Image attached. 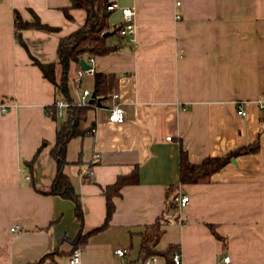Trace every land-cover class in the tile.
I'll list each match as a JSON object with an SVG mask.
<instances>
[{
  "label": "crops",
  "instance_id": "obj_1",
  "mask_svg": "<svg viewBox=\"0 0 264 264\" xmlns=\"http://www.w3.org/2000/svg\"><path fill=\"white\" fill-rule=\"evenodd\" d=\"M180 1L117 0L135 9L134 39L114 36L118 48L95 56L96 72L115 74V87L87 112L86 126L96 132L67 147L80 216L74 200L49 192L65 108L59 119L47 114L55 86L31 55L58 62L60 39L78 30L87 12L70 0H0V104L8 106L0 107V264H72L75 249L78 264H144L143 230L162 215L169 220L157 248L176 245L184 264H264V0ZM16 10L59 30L25 29L23 45ZM121 20V11H112L110 22ZM79 68L72 61L68 71L74 101L95 88V75L76 79ZM115 102L124 122L109 121ZM258 139V151L232 158L210 181L181 183V148L200 162ZM91 162L94 173L85 180L80 171ZM132 175L113 197L109 224L97 230L107 217L104 190ZM179 193L190 199L173 210L169 202ZM118 248L127 251L120 256ZM153 257L152 264H170Z\"/></svg>",
  "mask_w": 264,
  "mask_h": 264
},
{
  "label": "trees",
  "instance_id": "obj_2",
  "mask_svg": "<svg viewBox=\"0 0 264 264\" xmlns=\"http://www.w3.org/2000/svg\"><path fill=\"white\" fill-rule=\"evenodd\" d=\"M71 7L84 8L87 12L85 23L72 34L62 37L58 45V62L44 63L35 56L31 55L35 64H37L43 71L44 76L49 79L55 86L56 100L53 104L47 106V114L54 119H59V110L56 104L57 100H65L70 102V105L65 107L64 119L60 121L57 129V140L51 152L57 162V171L54 181L49 189L52 194L60 195L65 198H70L76 202L77 213L82 216V205L79 193L76 191L68 168L74 164L67 158V147L69 142L77 137L88 134H93L94 126H86L87 112L90 108L96 105V99L90 100V104L81 106L74 102L70 95L68 86V71L72 61H75L81 66V60L87 62L90 56L104 55L118 48L110 38L120 36V29L122 24H112L110 16L112 11L108 9V5L117 0H70ZM65 12L68 16L69 9ZM34 20H24L20 12L16 10L15 13V34L16 39L25 45L22 33L25 29L35 28L45 31H58V26H52L41 21L39 16L33 12ZM116 75L113 73L95 72V88L96 95H109L115 87ZM46 141L42 143L40 151L45 145ZM260 140H256L248 145H243L232 149L221 156H209L200 162H192L189 159L188 152L181 148L180 156V178L181 183H197L208 182L212 175L223 168L226 164L232 161V158L240 154L256 152L260 149ZM38 153V152H37ZM37 154L30 161L34 162ZM75 163L82 164L81 160ZM96 163L91 162L89 166ZM84 170V169H83ZM80 171L83 178L86 180L87 176ZM136 176H122L114 184L107 186L104 190L107 196V217L105 223L99 229L105 228L109 222L114 211V195L121 193V188L128 183L135 181ZM180 194V193H179ZM172 197L168 207L177 210L174 205L175 198ZM176 214V213H175ZM174 214V215H175ZM178 216L175 218L177 219ZM168 218L162 215L153 224H148L143 230L142 247L140 254V261H145L149 257L164 256L168 262L172 263V255L178 250L176 245H170L165 250L157 248V244L164 233L163 224H167ZM89 233L80 235L77 239V246L82 245Z\"/></svg>",
  "mask_w": 264,
  "mask_h": 264
},
{
  "label": "built area",
  "instance_id": "obj_3",
  "mask_svg": "<svg viewBox=\"0 0 264 264\" xmlns=\"http://www.w3.org/2000/svg\"><path fill=\"white\" fill-rule=\"evenodd\" d=\"M180 3H181V1L177 0V4H180ZM108 9L111 11H114V10H120L121 11L122 27L120 29V36H123V37L127 36V37L134 39V34H135V29H136V23H135L136 12H135V9L131 6H121L119 4V2H117V1L109 4ZM94 63H95V57L90 56L89 62L87 61V64L89 67L87 69L80 67L77 71L76 79L78 81H81L82 77L86 74L87 75H95L96 68L94 66ZM91 95H92L91 90L89 88H84L82 91V94L80 95L78 100H75L74 102L77 103L78 105H81V106L88 105V104H90ZM113 96L115 98H117V97H119V93L115 92L113 94ZM259 103H260L261 108H264V95L259 100ZM56 104L58 106L59 113L61 114V111L65 107L69 106L70 102L65 101V100H57ZM0 107H1L2 111H6L8 108V106L5 104H0ZM238 113L245 115L246 110L244 108L240 107L238 109ZM125 119H126V116H125L124 108L122 107V105L119 102H115L110 108L109 121L114 122V123H121V122H124ZM95 132H96V127L93 128V133H95ZM167 138L171 139V136H168ZM96 157H99V155L96 154ZM93 173H94V171H93L92 166H88L83 170V174L86 175L87 177L92 176ZM189 199H190L189 195L179 194L174 200V205L177 206V208H181L188 203ZM12 230H14V228H12ZM126 251L127 250L124 248L116 249V253L120 256L124 255L126 253ZM81 255L82 254H81L80 249H75L74 252L72 253V255L70 256V262L72 264L80 263ZM229 259H230L229 256H226L224 258V261L228 262ZM155 260H156V257H149L144 261V264H152L153 262H155ZM171 264H184L180 251L177 250L174 252V254L172 255V263Z\"/></svg>",
  "mask_w": 264,
  "mask_h": 264
},
{
  "label": "water",
  "instance_id": "obj_4",
  "mask_svg": "<svg viewBox=\"0 0 264 264\" xmlns=\"http://www.w3.org/2000/svg\"><path fill=\"white\" fill-rule=\"evenodd\" d=\"M81 66L85 69H87L89 66L87 64V62L85 60H81ZM97 98V95L95 92H92V95H91V100H94ZM98 101H100V99H98Z\"/></svg>",
  "mask_w": 264,
  "mask_h": 264
}]
</instances>
